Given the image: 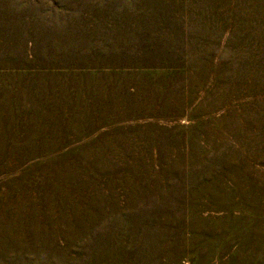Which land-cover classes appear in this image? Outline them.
<instances>
[{
  "label": "rangeland",
  "instance_id": "rangeland-1",
  "mask_svg": "<svg viewBox=\"0 0 264 264\" xmlns=\"http://www.w3.org/2000/svg\"><path fill=\"white\" fill-rule=\"evenodd\" d=\"M0 264H264V0H0Z\"/></svg>",
  "mask_w": 264,
  "mask_h": 264
}]
</instances>
